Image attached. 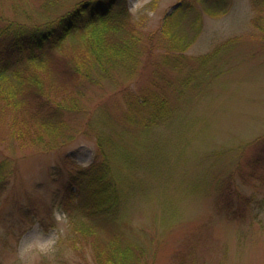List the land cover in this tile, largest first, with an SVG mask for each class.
<instances>
[{
	"label": "rangeland",
	"instance_id": "rangeland-1",
	"mask_svg": "<svg viewBox=\"0 0 264 264\" xmlns=\"http://www.w3.org/2000/svg\"><path fill=\"white\" fill-rule=\"evenodd\" d=\"M83 1L0 0V23ZM125 1L136 51L61 100L66 138L42 144L0 126V264H264V0ZM144 95H165L173 117L145 130ZM101 139L128 190L109 216L113 250L73 228L78 197L93 194L78 171L102 163Z\"/></svg>",
	"mask_w": 264,
	"mask_h": 264
},
{
	"label": "trees",
	"instance_id": "trees-1",
	"mask_svg": "<svg viewBox=\"0 0 264 264\" xmlns=\"http://www.w3.org/2000/svg\"><path fill=\"white\" fill-rule=\"evenodd\" d=\"M126 3L125 0H85L46 21L16 20L4 26L0 23V126H7L16 139L29 137L42 144L47 133L66 136L63 132L66 108L61 100L81 88L84 79L99 82L98 74L101 80L115 76L118 65L136 51V44L128 42L132 36L126 20L129 16ZM192 7L189 2L188 6L179 5L165 17L159 31L167 34L171 28L167 25L168 17L178 20L177 15ZM141 98L137 102L149 106L147 112L139 115V125L145 130L173 117L165 95ZM60 139L47 147H57ZM99 145L102 150L96 158L101 155L102 163L94 167L93 173L86 174L87 169L78 171L79 175L88 177L93 194L78 197L74 211L80 216H76L73 228L77 227L85 238L102 239L103 235L105 244L108 242L107 246L113 250L121 242L120 234L111 224L115 218L109 216L118 212L119 201L128 190L124 194L119 192L120 181L112 172L111 156L103 148V139ZM7 166L6 162L0 163V196L6 189ZM118 253L110 256L117 258Z\"/></svg>",
	"mask_w": 264,
	"mask_h": 264
}]
</instances>
